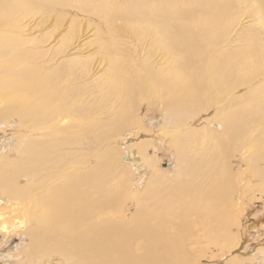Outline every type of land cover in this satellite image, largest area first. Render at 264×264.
<instances>
[{
	"label": "bare ground",
	"instance_id": "1",
	"mask_svg": "<svg viewBox=\"0 0 264 264\" xmlns=\"http://www.w3.org/2000/svg\"><path fill=\"white\" fill-rule=\"evenodd\" d=\"M101 2L0 0L1 116L4 121L23 117L35 128L32 133L39 132L38 138L17 136L10 148H0V196L33 222L25 231L30 236L23 252L27 261H201L204 246L222 243L224 220L231 212L234 178L227 168L226 146L247 137L244 127L254 112L255 130L264 122V0H145L149 8L139 6V11ZM247 9L259 18L255 36L244 39L241 50L230 51L236 19ZM67 20L68 32L63 29ZM83 21L100 30V63L107 65L97 85L90 86L91 93L97 92L94 100H87L81 86L94 57L72 52L78 48ZM116 22L133 28L137 41L131 43L137 42L138 48H123L121 34L115 35ZM37 28L45 32L36 35ZM162 60L165 65L158 67ZM136 91L139 97L147 91L151 99L167 101L171 118H164L166 138H173L171 128H181L177 143L185 155L174 172L156 168L148 137L128 144L127 156L109 146L126 122L127 108L139 103ZM208 100L222 120L196 131L191 113L202 110ZM105 113L107 120L101 118ZM257 143L264 160V137ZM94 156L97 161L90 164ZM126 170L132 180L149 173L146 191L134 202L138 209L129 229L111 216L129 183ZM250 264H264V258Z\"/></svg>",
	"mask_w": 264,
	"mask_h": 264
},
{
	"label": "rangeland",
	"instance_id": "2",
	"mask_svg": "<svg viewBox=\"0 0 264 264\" xmlns=\"http://www.w3.org/2000/svg\"><path fill=\"white\" fill-rule=\"evenodd\" d=\"M87 1L88 0H81L83 3ZM98 1H102L101 4L104 5L114 4L124 8L128 7V9L132 8V6H136L138 11L139 6H144L147 9V7L149 8V4H151L149 1V4L146 5L147 3L145 0H113L114 3L112 0ZM93 2L97 3V0H93ZM156 3L157 2H154V4ZM159 4L160 3H158V8L160 9L161 4L160 6ZM155 6H157V4ZM241 14L242 15H238L239 17L236 19V24H238V27L235 31L237 34H232V37L229 40L231 43L228 41V49L230 51L241 50L246 41L255 36V30L257 28L256 25L259 23V18L257 16H251V13H248V9L246 11L242 10ZM67 21L64 22L65 26L63 29L66 28L68 32L70 20ZM234 23L235 19L233 20V26H235ZM33 24L34 23H31L29 26L32 27ZM50 26L51 23L46 25V27ZM82 26L83 31L81 39L77 43L78 48L72 52H78L79 50V56H83L84 58L94 57L92 62V71L89 77L85 78L88 80L84 81L83 79L81 82L82 90L84 92L86 91L85 93H87L85 96L87 97V100H89V98L90 100H94L97 92L91 93L90 86L97 85V79L100 78V75L105 72L107 65L103 62L100 63L104 58L101 50L102 47L98 43L100 41L97 38V34L100 35V30L96 25L95 27L88 26L87 21H83ZM115 26L116 30L118 31V33L115 35L118 36L119 33L121 34V36H119V39L121 37V41L119 40V43L121 42L123 48L125 45L130 46L131 48L134 46H136V48L139 47L137 46V42H135L136 45L135 43H131L134 42L132 40L137 41V37L135 38L134 36L135 31H133V28H128L123 22H116ZM151 29L153 32V28H150L149 30ZM41 30L44 31L45 28H37L33 32H36L37 35ZM237 38L239 41L236 40ZM145 41L146 40H143V43ZM147 44H150V42H147ZM147 44L144 46V48L147 46ZM241 45L243 46L241 47ZM156 64L158 67L165 65L163 60L159 63L156 62ZM262 93L264 94V91L260 93L261 97L263 96ZM140 94V92L136 91V100ZM205 97H209V95L207 96L206 94ZM2 107H4V103L0 100V148H4L5 146L10 148L9 144L12 142V138L15 139L17 136L21 139L30 140L38 138L39 132L37 134L35 132L32 133V131H34L33 129L35 128L32 127L30 122L24 120L23 117L22 119L20 116L14 115L9 117V120L6 119V121H4L3 116H1V110H4ZM169 111L170 107L167 105V101L163 100V97L151 99V97L147 95V91L143 92L141 97H139V103H135L134 106H129L127 108L124 118L127 123H123L122 130L118 136L111 140L109 146L115 147L119 156L121 153L123 156H127L126 150L129 148L130 144L134 143L136 145L137 142H142V139H140L141 136L148 137L151 142V147H153V149H149L150 155L152 157H156V168L167 171L168 173L174 172L178 163L182 161L185 153L182 150L180 144L177 143L180 138L179 133H181L179 129L181 128H171V130H174L172 139L169 137L166 138L164 132L162 131V126L166 125L164 118H166L167 115L169 117L171 115ZM253 115V117L247 119V126L244 127L245 129L249 130V133L246 132L247 137L236 138L235 143H228V145L226 144V158L228 157V165H230L227 168L232 170L234 185L231 189V212L229 216L225 217L222 227L224 232L221 234L222 243L211 241L208 246H204L206 248L205 251L204 249L200 248L205 252V259L203 257V259H200L201 261L195 260V262L192 264H250L251 261L255 263L257 261L259 262L260 258H264V160L259 158L260 151L255 145V143L263 140L264 131L260 132L259 130L261 129V126H264V122L262 121L261 123H258L257 130H255V112ZM101 118L107 120L106 113L105 116L102 115ZM219 118L220 117L217 114L216 107L208 100L207 103L204 104L202 110L191 113L190 119L193 121L191 126L194 130L200 131L208 124V122H210L209 125H211V123L215 121L222 120ZM3 135L5 136L4 139L2 138ZM118 158L119 161H121L120 157ZM96 161V156H94L91 157L89 163L95 164ZM142 169L143 168L141 167L140 170ZM126 176V180H128L129 183H127V186L123 188V192L119 195V199L117 201L118 206H116L118 209L115 210L111 216H114V219L118 224L123 222L124 228L129 229L132 223L130 219L133 217V215H135V210L138 209V206L135 205V203L139 200L138 197H140L141 194L147 189L149 173L145 172L140 178H135V180H132L130 179L132 178V174L126 170ZM19 181L22 187L26 186V181L24 178L21 177ZM40 189L41 188H37L36 191H39ZM51 189L52 188H50V190ZM41 191L36 193L38 197L42 196ZM135 194L137 195V198L134 200L132 197L135 196ZM10 204L11 203L8 200L5 201V199H2L0 196V264H62L60 261H58V259L55 261H48L43 260L40 257L34 259V261H27L26 257L23 255V252L26 250L28 244L30 245V236L26 234L25 231L33 226V222L25 217L20 216L18 211H14L12 205L10 206ZM26 204L28 207L33 205L32 203ZM100 219L101 218L98 220ZM227 239L229 241H227L228 243H225V240ZM200 249H198V251Z\"/></svg>",
	"mask_w": 264,
	"mask_h": 264
}]
</instances>
